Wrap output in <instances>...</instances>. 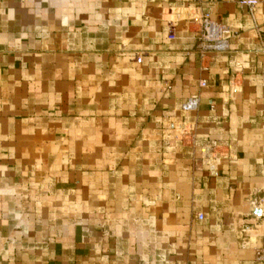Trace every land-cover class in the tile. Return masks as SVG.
<instances>
[{
    "label": "crops",
    "instance_id": "obj_1",
    "mask_svg": "<svg viewBox=\"0 0 264 264\" xmlns=\"http://www.w3.org/2000/svg\"><path fill=\"white\" fill-rule=\"evenodd\" d=\"M239 1L0 0V264H264V0ZM205 12L228 51L196 50Z\"/></svg>",
    "mask_w": 264,
    "mask_h": 264
},
{
    "label": "built area",
    "instance_id": "obj_2",
    "mask_svg": "<svg viewBox=\"0 0 264 264\" xmlns=\"http://www.w3.org/2000/svg\"><path fill=\"white\" fill-rule=\"evenodd\" d=\"M257 0H240L239 4L245 6L251 13L253 7L256 5ZM228 27L226 24L219 22L215 18L211 17L208 13H202L199 22V31L197 34L196 50L201 54L207 53H220L226 52L230 48ZM173 38V35L169 36ZM136 61H141V56L136 57ZM206 81L204 79L199 81L200 86H204ZM199 106V98L197 96L188 97L181 104L183 111H194ZM198 218H202L201 214H198ZM254 257L257 261L264 263V239L258 247L254 250Z\"/></svg>",
    "mask_w": 264,
    "mask_h": 264
}]
</instances>
